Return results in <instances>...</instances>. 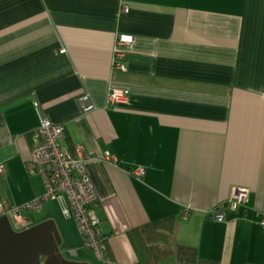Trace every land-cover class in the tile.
<instances>
[{
  "label": "crops",
  "instance_id": "0c3cea01",
  "mask_svg": "<svg viewBox=\"0 0 264 264\" xmlns=\"http://www.w3.org/2000/svg\"><path fill=\"white\" fill-rule=\"evenodd\" d=\"M122 33L134 37L124 70L113 65ZM112 88L129 94L109 104ZM86 94L95 107L84 112ZM42 118L64 126L63 148L94 156L91 211L113 260L146 264L133 229L169 218L161 230L202 259L264 264V0H0V197L9 204L43 193L27 168ZM234 186L249 189V202L218 221L213 211ZM52 202L30 214L32 225L55 219L65 252L105 264L74 218L45 211Z\"/></svg>",
  "mask_w": 264,
  "mask_h": 264
},
{
  "label": "built area",
  "instance_id": "2783aa9c",
  "mask_svg": "<svg viewBox=\"0 0 264 264\" xmlns=\"http://www.w3.org/2000/svg\"><path fill=\"white\" fill-rule=\"evenodd\" d=\"M123 12L129 8L124 7ZM131 34L122 33L116 38L113 65L114 68L124 70L127 57V47L133 42ZM129 94L128 89L112 88L108 94V103L115 104L123 101ZM84 112L92 110L95 105L89 95H82L78 99ZM39 140L32 147L28 171L40 176L43 193L20 204H9L0 197V215H7L12 227L17 231L27 229L32 225L30 214L40 212L45 202L57 201L65 217L74 218L82 236L84 246L92 251L97 259L105 264H122L108 255L106 242L100 237V219L92 214V207L97 201L98 194L87 168V161L93 155H86L81 148L71 152L62 147L61 138L65 135V128L48 118H42L38 128ZM104 158L116 161L115 155L106 152ZM5 166L0 165V172ZM134 173L141 177L145 171L138 168ZM250 199L249 189L234 186L231 197L220 203L213 211V217L218 221L226 219V211H236L247 205ZM189 208L184 211L187 217ZM264 227V217L261 221ZM76 255V250H68Z\"/></svg>",
  "mask_w": 264,
  "mask_h": 264
},
{
  "label": "water",
  "instance_id": "95a60500",
  "mask_svg": "<svg viewBox=\"0 0 264 264\" xmlns=\"http://www.w3.org/2000/svg\"><path fill=\"white\" fill-rule=\"evenodd\" d=\"M62 245L63 238L53 218L17 231L7 215H0V264H91L67 258Z\"/></svg>",
  "mask_w": 264,
  "mask_h": 264
},
{
  "label": "trees",
  "instance_id": "16d2710c",
  "mask_svg": "<svg viewBox=\"0 0 264 264\" xmlns=\"http://www.w3.org/2000/svg\"><path fill=\"white\" fill-rule=\"evenodd\" d=\"M164 220L167 221L169 218L148 222L133 229L136 243L146 264H161L170 256H175L178 264H218L217 261L200 258L194 247L173 243L170 234L161 230ZM100 237L105 239L102 233ZM61 248L64 253L63 245Z\"/></svg>",
  "mask_w": 264,
  "mask_h": 264
},
{
  "label": "rangeland",
  "instance_id": "374dc122",
  "mask_svg": "<svg viewBox=\"0 0 264 264\" xmlns=\"http://www.w3.org/2000/svg\"><path fill=\"white\" fill-rule=\"evenodd\" d=\"M45 211H50L53 216H55L58 219H63L61 215V207L58 202L53 201L52 203H48L45 205ZM40 216V213L34 214L35 218H38ZM64 255L67 258L75 259L76 257L72 256L70 253L64 251ZM92 264L95 262L93 260ZM161 264H178L177 258L175 256L168 257L164 262H161Z\"/></svg>",
  "mask_w": 264,
  "mask_h": 264
}]
</instances>
